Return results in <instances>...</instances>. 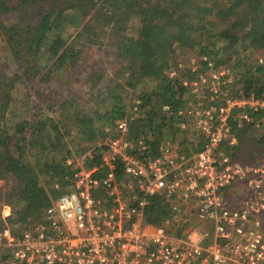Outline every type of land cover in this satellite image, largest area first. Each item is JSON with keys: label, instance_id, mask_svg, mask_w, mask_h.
Segmentation results:
<instances>
[{"label": "trees", "instance_id": "obj_1", "mask_svg": "<svg viewBox=\"0 0 264 264\" xmlns=\"http://www.w3.org/2000/svg\"><path fill=\"white\" fill-rule=\"evenodd\" d=\"M33 11L40 15L32 17ZM134 21L137 27L131 32ZM103 35L109 40L108 49L100 41ZM0 43L7 51L6 61H0V180L14 179L10 192L0 188V203L16 197L19 207L12 217L0 214V225L23 227L40 221L56 194L50 185L69 183L74 174L71 160L88 151H93L88 166H98L103 130L116 121L128 120L133 147L127 151L150 166L161 157L163 144L169 143L177 153L180 145L189 151L197 141L192 134L181 144L175 139L187 133L196 86L211 85L205 78L215 81L211 71L218 72L221 65L238 72L237 95L264 96V63L254 55L264 50V0H0ZM96 45L100 54L107 51L111 56L106 54L100 62L113 59L120 64L117 79L108 80L97 59L91 71L81 73L88 75L82 96L69 89L58 91V102L36 96L57 70L58 88L65 86L66 77L79 80L72 71L90 66L86 55ZM178 46L194 52L197 70L180 68L174 58ZM250 51L254 56L247 55ZM44 61L51 64L47 73ZM22 82L27 92L16 101L12 92ZM130 90L139 94L124 102V93ZM205 95L211 97L207 101L214 99L209 86ZM17 109L25 113L12 118ZM254 118L253 125L233 123L238 140L234 156L249 162L264 158V138L255 140L248 156L243 154L248 133L264 127V113ZM68 137H78L84 146L74 151L65 140ZM117 166L120 175L121 162ZM171 212L170 204L157 195L147 220L162 223Z\"/></svg>", "mask_w": 264, "mask_h": 264}, {"label": "built area", "instance_id": "obj_2", "mask_svg": "<svg viewBox=\"0 0 264 264\" xmlns=\"http://www.w3.org/2000/svg\"><path fill=\"white\" fill-rule=\"evenodd\" d=\"M211 73L214 99L197 85L188 109L197 139L189 151L163 144L150 166L127 151L128 120L116 121L103 130L100 164L88 166L93 151L70 163L68 190L40 221L0 227V264H264V158L245 161L233 150V123L256 124L264 96L237 95L220 70ZM157 195L172 212L148 222Z\"/></svg>", "mask_w": 264, "mask_h": 264}, {"label": "rangeland", "instance_id": "obj_3", "mask_svg": "<svg viewBox=\"0 0 264 264\" xmlns=\"http://www.w3.org/2000/svg\"><path fill=\"white\" fill-rule=\"evenodd\" d=\"M14 2H16V1H14ZM14 4L16 5L17 2L14 3ZM12 14L14 16H17L18 13L15 12V13H12ZM33 15L34 16H32V17L35 18L38 15H40V12L39 11H36V12L33 11ZM130 26H131L130 31L133 32L134 31V27L135 28L137 27L136 21H134V23L132 25H130ZM105 29H106L105 32H109L110 31V28L106 27ZM128 29H129V27H128ZM106 35H103L102 36L103 38H101L100 41H102L101 43H103L105 45L106 49H108L109 40L105 39ZM71 39H73V38H71ZM83 42H85L87 44L86 40L83 41ZM1 46H2V43H0V61L3 64V62L6 61V59H7V51H4V49L1 48ZM87 46H88V44H87ZM97 46L98 45L90 48L89 49V53L86 55L87 58H88V64L90 66H86L85 68H84V66H80L79 68H77L74 71H72L74 75L80 76L79 80H77V81L74 80L73 81L72 78L66 77V78L63 79V82H62V83H64L65 86L58 88V70H57V74L55 76H52L49 81H46L47 83H45L44 85L39 87V90H38V93L36 94V96L40 100H44V99H47V98H52L53 101L58 102V91L66 90V89H69V91H72L78 97L82 96L83 93L85 92V90H84V85L85 84L84 83L86 82V77L88 75L85 74V75L82 76L81 73H84L85 71H91L92 66L97 64L96 63L97 59H99V62H100L102 60V58L106 54H107V57H111V56H108L109 52H107V51H106V53L104 52L103 54H100L101 52L98 50ZM222 48H223V45H219V49H222ZM251 53L252 52L250 51V52L247 53V55H250V56L256 55L255 56L256 59L259 62L264 63V50L257 51L256 54L254 53V55H251ZM224 54H225L224 57H227L226 53H224ZM174 58L178 59L177 61L179 62L180 68L182 66H184V65L188 66V67H193L195 70H197V68H198L197 67L199 65L198 58H196V56L194 55V52H191V51H189L187 49H183L180 46H178L177 49L175 50ZM1 63H0V65H1ZM100 63L104 66V73L107 74L108 80L109 79L113 80V78L117 79V77L119 75L117 73V69H118V71H120V67H119L120 64H116V62H114L113 59H111V60L105 59V60H103ZM107 64L109 65L108 67L106 66ZM102 65H100V66L102 67ZM10 66H11V68H13L12 67V63L10 64V62H7V67H10ZM42 66L46 67V69H44V71H45V73H47V71L51 67L50 61H44L42 63ZM101 67H98V68H101ZM220 67H221L220 68V72H221L220 75H222L221 78H223L224 80H228L229 79L228 81H232V89L234 90V92L238 91L239 90V86H240L239 84L241 83V81H239L240 77L237 74L238 72L232 70L229 67H227V65H221ZM11 68H8V73H9V71H11ZM180 68L178 67L177 69L180 70ZM244 71H246V70H244ZM92 72H94V71H92ZM173 74H175V73H172L171 76H173ZM10 75H12V74L10 73ZM64 75H66V74L64 73L63 76ZM60 81H62V80H60ZM205 81H214V80H210V77H206ZM102 82H105V81H102ZM35 85H37V83H35ZM149 87H150V85H149ZM24 92H27L26 91V87H25V83H23V82L22 83H18L16 85L15 90H13V92H12L13 99H15V97H16V99H17L16 101H19V99H22L24 97ZM64 93H66V92L64 91ZM64 93L60 92L59 94H64ZM124 94H125L124 95V102L130 103V100L131 99L132 100L135 99V96H138L139 92L137 91L135 93H132V91L130 90L127 93H124ZM51 95H53V96H51ZM59 100H60V98H59ZM71 100H74V99L71 98ZM189 104L192 105L193 102H190ZM13 112L14 113L11 116L12 118H18V117L22 116L25 113L24 109H21V110L17 109V110H14ZM57 112H60V111L57 110ZM185 130L187 131V133H184L185 134L184 138L181 139V138L177 137L175 139V140H177L178 144H181L184 141L183 139L191 140V128L187 127ZM185 130H183V131H185ZM179 136L181 137V135H179ZM73 137H75V136H73ZM262 138H264V127L256 128V129H253L251 132H249L248 135L246 136V139L244 140V142H245L244 145L246 146V148H245V151H244L243 154H245V156H248L250 151L252 150V147H253V145L255 143V140L256 141H260V139L262 140ZM67 139H69V145L71 146V148L74 151L77 150L78 148H80L81 146H84L83 145L84 142H81L78 137H76V138H69L68 137L65 140L67 141ZM177 142H176V144H177ZM251 145H252V147H251ZM179 147H180L179 149H182V150L184 148L183 145H180ZM185 147H187V146H185ZM244 158H247V157H243V159ZM77 160H78V158L77 159H72L70 163H72L73 161H77ZM13 180H12V178H10V179H1L0 180V188H2L4 190V192H6V193L10 192L12 190V188L14 187ZM46 186L48 187L49 185H46ZM50 187L52 188V190H54V192H56V194L52 196L53 197L52 200H55L56 198H58L60 195H62L64 192H66L68 190L69 183H66L65 186L59 185V183H55V185H50ZM17 202H18V199L16 197L6 198V199L3 198L2 199V201L0 203V214L2 215V217L4 219L12 217L13 214H14V210L17 211L19 209ZM1 226L2 225H0V227Z\"/></svg>", "mask_w": 264, "mask_h": 264}]
</instances>
